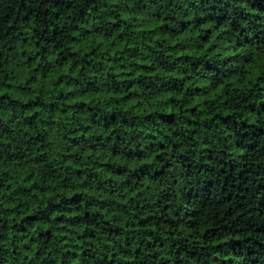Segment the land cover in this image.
<instances>
[{
  "label": "trees",
  "instance_id": "trees-1",
  "mask_svg": "<svg viewBox=\"0 0 264 264\" xmlns=\"http://www.w3.org/2000/svg\"><path fill=\"white\" fill-rule=\"evenodd\" d=\"M0 264H264V0H0Z\"/></svg>",
  "mask_w": 264,
  "mask_h": 264
}]
</instances>
